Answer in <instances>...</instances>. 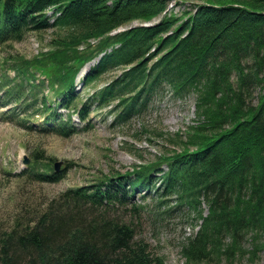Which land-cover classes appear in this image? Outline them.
<instances>
[{
  "label": "trees",
  "instance_id": "trees-1",
  "mask_svg": "<svg viewBox=\"0 0 264 264\" xmlns=\"http://www.w3.org/2000/svg\"><path fill=\"white\" fill-rule=\"evenodd\" d=\"M168 5L169 0H0V46L23 40L29 31L66 32L47 51L2 62L15 70L13 77L0 74L1 104L12 102L14 114L44 113L54 123L48 132L68 136L78 130L70 116L53 110L44 82H35L43 73L57 94L55 105L73 107L82 121L94 102L96 108L111 105L108 113L117 121L127 120L164 89L177 97L194 93L197 118L185 131L166 134L178 148L163 150L155 161L125 173L113 169L96 183L61 191L34 217L15 215L0 234V264H166L116 208L142 189V198L153 194L163 203L176 194L180 204L198 212L202 223L182 247L187 264L222 256L248 255L253 261L264 250V0H204L180 16L168 14ZM133 21L140 24L113 32ZM101 53L85 84L123 70L79 101L75 78ZM54 163L38 150L28 168L55 182L69 165L56 170Z\"/></svg>",
  "mask_w": 264,
  "mask_h": 264
},
{
  "label": "rangeland",
  "instance_id": "rangeland-1",
  "mask_svg": "<svg viewBox=\"0 0 264 264\" xmlns=\"http://www.w3.org/2000/svg\"><path fill=\"white\" fill-rule=\"evenodd\" d=\"M202 1L169 0L167 11L180 16L183 11L192 9L194 3ZM48 15L52 12L49 11ZM51 20L54 19L51 17ZM138 24L140 21H133L113 32ZM65 33L58 27L40 32L29 31L23 40L1 45L0 60L10 55L31 57L40 51H47L51 40ZM90 41L97 42L93 38ZM98 58L87 66L90 68L93 63L96 64ZM122 70L119 67L108 71L91 84L82 85L83 80H77L78 89L82 87L79 101H87L90 94ZM46 91L49 97H55L49 90ZM195 102L194 93L177 97L169 89H164L153 97L145 110L133 113L122 121H117L113 114L108 113L111 105L96 108L94 102L87 121L78 120L74 115L72 120L78 130L68 136L42 130L45 126L44 114H37L28 122L27 117L34 110L25 114L18 109L21 115L13 117L6 112L7 107L0 108V234L11 228L15 215L34 217L61 191L96 183L113 169L125 173L134 165L155 161L163 150L178 148L170 143L166 134L185 131L189 124L197 120ZM59 111L65 116L69 113L67 108H60ZM38 150L43 153L44 159L52 158L54 164L60 163L61 167L69 165L61 180L45 181L30 173L29 163ZM26 157L30 159L28 164L24 162ZM144 192H136L123 205L117 202L118 213L128 215L136 230V238L147 242L150 251L163 256L166 264H187L182 247L202 223L198 212L187 204H180L176 194L161 203L153 194L142 198ZM201 210L203 215L207 214L205 202L201 204ZM246 246L251 247L249 244ZM197 264H264V250L253 261L248 255L235 260L222 256Z\"/></svg>",
  "mask_w": 264,
  "mask_h": 264
},
{
  "label": "water",
  "instance_id": "water-1",
  "mask_svg": "<svg viewBox=\"0 0 264 264\" xmlns=\"http://www.w3.org/2000/svg\"><path fill=\"white\" fill-rule=\"evenodd\" d=\"M27 161H28V160H27ZM60 166H61V164H60V163H56V165H55L56 169H59V168H60Z\"/></svg>",
  "mask_w": 264,
  "mask_h": 264
}]
</instances>
